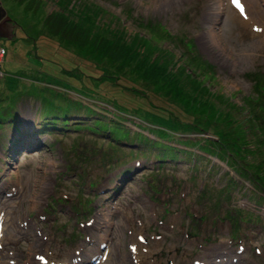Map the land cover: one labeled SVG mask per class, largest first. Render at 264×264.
<instances>
[{
	"label": "rangeland",
	"instance_id": "rangeland-1",
	"mask_svg": "<svg viewBox=\"0 0 264 264\" xmlns=\"http://www.w3.org/2000/svg\"><path fill=\"white\" fill-rule=\"evenodd\" d=\"M79 1L100 6L105 12L99 20H112L127 37L138 33L167 49L186 67L179 66L181 79L189 76L192 86L204 79L240 107L236 118L244 117L242 99L255 97L247 74H264V32L258 24L250 30L239 24L227 0H70ZM242 1L264 22V0ZM43 2L42 14L56 9L53 0ZM0 4L13 25V37H0V90L32 95L30 101L20 96L15 107L22 142L10 147L14 129L0 127V264H69L71 256L74 264H97L102 246L111 247L110 264H134L127 244L137 233L143 245L136 264H264V199L248 180L236 179L224 160L204 153L156 167L132 134L112 148L102 132L153 138L148 131L168 130V121L149 115L148 101L102 88L84 67L63 73L62 65L71 69L74 58L35 35L39 17L24 26L22 11ZM144 22L164 27L174 40L150 35ZM38 113L70 117L58 134H37ZM200 137L179 133L172 140ZM230 177L229 193L219 191Z\"/></svg>",
	"mask_w": 264,
	"mask_h": 264
},
{
	"label": "trees",
	"instance_id": "trees-1",
	"mask_svg": "<svg viewBox=\"0 0 264 264\" xmlns=\"http://www.w3.org/2000/svg\"><path fill=\"white\" fill-rule=\"evenodd\" d=\"M2 1L9 2L11 11L16 8L22 11L20 14L23 16L19 20L24 26L37 15L40 30L35 35L51 39L54 48L71 53L74 58L70 61L71 69L62 65L63 73L71 74L76 68L84 67L90 73V80L95 79L103 84L102 88L105 87L109 92L116 88L127 97L136 95L139 101L145 104L148 101L145 109L149 115L168 121L165 128L168 130L158 127L148 131L153 134V138L129 130L116 136L108 131L106 134L102 132V136H109L112 148H116L113 144L116 139L126 141L132 134L138 140L142 153L150 152L159 168L165 161L173 162L180 157L189 158L191 162L192 158H196L195 154L212 155L224 160L229 170L234 171L236 179L248 180L252 191L257 192L258 198L264 199V74L260 71L247 74L252 79V93L255 97L248 95L242 99L245 113L244 117L238 119L233 112L240 107L234 105L230 97L211 91L209 85L203 84L204 79L197 78V86H192L193 79L189 76L187 78L192 80L181 79L179 66L183 69L186 67L176 64L178 59L172 61L167 49H159L155 43L152 44L138 33L127 37L122 27L111 26L112 20L103 23L99 16L105 10L100 6L91 2L79 1L75 5L70 0H53L56 9L42 14V6L45 4L43 0ZM31 24L33 28L36 26L33 22ZM142 25L150 35L174 40L164 27L155 22H144ZM177 40L183 41L179 37ZM185 51L180 52V58L184 57ZM191 89L196 91L191 94ZM199 90L205 94L201 95ZM4 91L0 90V127L6 124L14 129L16 137H13L11 147L23 140L20 120L16 116V104L20 96L30 101L32 95L18 90ZM218 102L221 105L217 108L214 103ZM82 109L89 115L93 112L86 106ZM38 114L41 120L36 127L37 134H58L63 125L67 126L70 117L65 113L61 116L55 113ZM179 133L202 134V137L197 142H174L173 136ZM233 182L230 177L219 191L229 193L226 189Z\"/></svg>",
	"mask_w": 264,
	"mask_h": 264
},
{
	"label": "bare ground",
	"instance_id": "bare-ground-1",
	"mask_svg": "<svg viewBox=\"0 0 264 264\" xmlns=\"http://www.w3.org/2000/svg\"><path fill=\"white\" fill-rule=\"evenodd\" d=\"M229 1L230 0H227V2L229 3ZM240 1V3H242V9H243V11H241V13L243 14V17H241L240 16V14L236 11V10H234L230 5H229V7H230V9H231V13L230 14H232V16L236 19V16L237 17H239L238 19H239V21H240V23L239 24H244L245 26H246V28L247 29H251V28H254L257 24L260 26V30H259V34L261 33V35L263 34V32H264V27L262 26V24L261 23H263L264 24V22H262L258 17L260 16V15H258L257 14V12H256V10H255V7L254 6H252V8H251V6H250V3L248 4V2L246 3V2H244V1H242V0H239ZM108 16V15H107ZM237 20V19H236ZM261 21V23H259ZM258 22V23H257ZM250 47V46H249ZM245 49V48H244ZM249 49V48H248ZM251 50V49H250ZM246 51V50H245ZM240 52V51H239ZM243 52V51H242ZM253 52V51H252ZM241 53V52H240ZM241 56H242V54H241ZM261 92H263V91H261ZM115 119V118H114ZM119 119V118H118ZM181 136V135H180ZM195 141V140H194ZM50 162V161H49ZM48 162V163H49ZM1 219V218H0ZM4 222V221H3ZM0 223H1V220H0ZM89 224H90V221H89V223H87L85 226H89ZM4 226L5 225H2L1 224V228H0V240L2 239V237L4 236V234H3V230H4ZM135 238L137 239H135L134 241H132V242H128V244H127V247H128V249H129V251H128V253L130 254V257H131V259H134V264H136L137 263V259H135L134 257L136 256V255H139V251H142V248H141V245H143V241H142V236L140 235V233H137L136 235H135ZM88 239V238H87ZM104 240H100L98 243H97V245L98 244H101V242H103ZM137 241H139V242H141V244H138L137 243ZM96 245V246H97ZM119 245V244H118ZM133 249H135V250H133ZM103 250V251H102ZM110 250H111V247H109V246H107L106 248H104V249H101V251L100 252H95V253H98L97 255L100 257L99 259H98V263L97 264H110ZM88 251H91V248H90V250L88 249ZM80 252H78V254H79ZM113 256V255H112ZM72 260H73V257L71 256V258L68 260V262H69V264H74V262H72ZM48 264H49V262H47Z\"/></svg>",
	"mask_w": 264,
	"mask_h": 264
},
{
	"label": "water",
	"instance_id": "water-1",
	"mask_svg": "<svg viewBox=\"0 0 264 264\" xmlns=\"http://www.w3.org/2000/svg\"><path fill=\"white\" fill-rule=\"evenodd\" d=\"M11 22L0 4V37H13Z\"/></svg>",
	"mask_w": 264,
	"mask_h": 264
},
{
	"label": "snow or ice",
	"instance_id": "snow-or-ice-1",
	"mask_svg": "<svg viewBox=\"0 0 264 264\" xmlns=\"http://www.w3.org/2000/svg\"><path fill=\"white\" fill-rule=\"evenodd\" d=\"M233 3H235L237 7H240V5L237 3V0H233ZM241 11H243V9H241ZM133 250H135V249H133Z\"/></svg>",
	"mask_w": 264,
	"mask_h": 264
},
{
	"label": "built area",
	"instance_id": "built-area-1",
	"mask_svg": "<svg viewBox=\"0 0 264 264\" xmlns=\"http://www.w3.org/2000/svg\"><path fill=\"white\" fill-rule=\"evenodd\" d=\"M0 53L2 54V50L0 49Z\"/></svg>",
	"mask_w": 264,
	"mask_h": 264
}]
</instances>
